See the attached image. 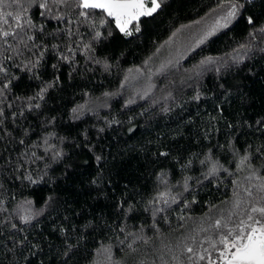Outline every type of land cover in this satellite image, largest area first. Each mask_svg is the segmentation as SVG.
<instances>
[{
	"label": "snow or ice",
	"instance_id": "snow-or-ice-1",
	"mask_svg": "<svg viewBox=\"0 0 264 264\" xmlns=\"http://www.w3.org/2000/svg\"><path fill=\"white\" fill-rule=\"evenodd\" d=\"M166 3L167 0H0V264H80L86 251L83 247L85 233L94 235L97 231L104 233L107 240L94 245L88 264H146L142 258V246L147 251L146 246L160 238L157 218L168 222V215L162 214L179 208L187 209L198 203L194 195L196 186L215 184L219 187L216 182L221 173L234 177L230 182L234 185L230 207L221 209L219 205L210 204V211L217 210L215 217L206 216L187 234L177 238L174 245L162 244V248L157 250V259L160 264H264V115L252 117L250 121L245 119L242 123L228 122L224 125L225 144L209 142L207 152L202 156L193 153L184 162L177 160L180 180H173L171 173L164 169L155 174L152 192L143 201V210L150 213L153 221L152 236L143 234V226L135 231L126 227L127 217L137 210L132 201L136 196L144 197L143 192L130 193L127 185L120 198L116 199V211L111 218L96 215L78 226L75 220L63 215L59 217V225H49L50 231L42 230L35 237L33 230L44 222L40 217L47 220L53 216L52 211H47L54 203L53 197H47L44 206L37 209L34 200H18L15 196L16 188L54 183L57 166L65 168L64 174L67 175L65 145L69 138L59 136L51 128L55 117L46 118L42 126L38 125L44 129L39 133L22 123L28 118L27 114L39 112L43 115L39 110L46 106L49 92L61 86L59 73L62 67L67 66L69 79L73 74L82 76L85 72L94 71L91 65L99 66L103 72H111L112 63L99 58L97 48L108 41L114 31L124 38L138 36L142 31V20L159 14ZM253 5L254 0H220L212 10L217 15L197 40V46L241 21L250 26L244 42L222 57L208 56L199 61L188 78L193 81L188 84L193 89L188 99L183 98V87L177 90L181 97L179 102L177 94L171 91L161 100L153 97L149 104L152 108L159 104L156 112L171 114L174 108L183 110L187 103L200 104L202 100L211 99L200 90V81L205 73H213L222 79V69L239 67L257 56L264 59V24L260 23L258 16L249 14ZM255 6L264 9V3ZM78 57L83 58L85 67L82 71L78 70L81 64ZM50 59L54 62L49 63ZM151 60L149 57L143 68H147ZM171 67V63L161 64L157 75L167 76ZM46 68L53 70L52 78L47 81L42 79ZM20 72L29 79L40 81L38 91L25 97L12 96L15 81L21 78ZM143 75L142 68L129 69L120 89L130 87L132 81ZM170 83L174 85V81ZM181 84H184L183 80ZM218 87L224 89V84L219 83ZM154 88L155 84L149 77L148 88L136 95L148 100ZM119 94L122 93L105 91L103 97L110 100ZM83 95L89 94L84 92ZM229 95L230 92L224 89L217 99H226ZM13 100L20 101L15 109ZM135 103L134 98H129L124 107ZM103 107L109 105L104 104ZM141 107L145 112L149 111L147 106ZM214 110L218 115L210 117L208 125L219 132L217 123L224 118V108L216 104ZM70 112L73 121L81 120L87 113L97 114L87 101L76 104ZM101 119L103 125H94L93 135L82 132L72 147H82L91 154L96 172L90 184L102 194L105 184L110 183L104 174L107 157L103 148H97L93 140L98 142L106 129L119 127L123 122L115 117ZM128 124V131L135 132L131 120ZM241 129L247 130L242 132ZM210 135L206 127L203 138L207 140ZM252 136L262 143L259 146L251 142L240 145L236 139ZM214 147L217 152L224 150L234 161L231 170L214 154ZM155 155L157 163L160 158H165V161L176 159L168 151H158ZM194 162L199 166V176L188 174ZM238 173H245L243 179L246 184H242L236 175ZM173 205L179 208L174 209ZM190 218L183 214L178 217L180 221ZM116 251L123 253V259H113ZM152 264H157L156 260Z\"/></svg>",
	"mask_w": 264,
	"mask_h": 264
},
{
	"label": "trees",
	"instance_id": "trees-1",
	"mask_svg": "<svg viewBox=\"0 0 264 264\" xmlns=\"http://www.w3.org/2000/svg\"><path fill=\"white\" fill-rule=\"evenodd\" d=\"M220 0H167L166 5L159 14L152 18L142 20V31L138 36L132 38H124L114 31V34L108 41L97 48L96 55L104 59L106 58L112 63L111 72H103L99 66L91 65L94 71L85 72L82 76L73 74V78H68L67 66L62 67L59 75L61 77V86L51 90L46 98V106L40 112L35 114H27V119L22 123L35 129L36 133L43 131L42 127L46 118L55 117V124L51 128L62 137H68V143L65 145L67 153V175L65 168L57 166L54 171L55 182L52 184H42L30 187H20L14 189L15 196L18 200L31 199L35 201L37 209L44 206L47 197L52 196L54 203L47 209L52 211L53 216L47 220L44 216L40 219L44 221L40 226L33 230V236H37L42 230L50 231L49 225L60 224V216L68 215L75 220L78 226L91 219L92 216L104 215L111 218L115 213L114 204L117 198H120L121 191L128 187V191L143 192L144 197L136 196L132 201L136 205V211L129 215L126 219V227L137 230L141 226L144 227L143 234L146 236L153 235L150 213L143 210V201L148 199L155 180V174L164 169L171 173L173 180H180L179 165L177 160L184 162L191 154L199 153L201 156L207 152L206 145L211 142L213 145L225 144V128L228 122H240L252 117L264 115V59L257 56L256 59L246 61L239 67L233 66L231 69H222L223 78L217 77L213 73H205L200 81V90L207 93L211 99L202 100L200 104L194 102L184 105L183 110L174 108L171 114H163L156 112V108H152L149 101L155 97L161 100L168 92L177 94V102L181 97L178 89L184 88L183 98L188 99L189 94L193 91L188 87L193 81L188 80L186 76L192 73L199 61L205 57H222L225 53L230 52L238 44L244 42L247 31L250 26L244 22L233 25L232 28L218 33L211 37L205 44L195 46L185 54V56L175 66L177 72L168 74V79L156 77L153 81L155 88L148 100H142L137 97L134 99L136 103L124 107L125 102L130 98L127 94H119L116 97L107 100L103 97L105 91L117 92L125 73L132 68L140 67L148 60L149 57L157 51V49L179 28L192 24L203 18L211 12ZM264 3V0H254L251 6L252 11L249 14L259 17L260 23L264 24V9L256 7ZM131 39L132 42H129ZM264 46V45H262ZM81 64L79 71L85 67L83 58L78 57ZM51 59L49 63H52ZM175 68V69H176ZM53 70L51 68L44 69L42 79L47 81L52 78ZM20 80L15 81V88L12 96L25 97L32 95L38 91L37 84L40 81L29 79L28 76L20 72ZM184 84H181V81ZM174 81V85L170 83ZM219 83L224 84V89L230 92L226 99L218 100L224 89L218 87ZM124 91V90H122ZM87 92L89 95L84 96ZM11 99V97H10ZM89 102L90 106L101 104V109H96V115L87 113L81 120L73 121L71 117V108L79 103ZM13 109L20 105V101L13 100ZM104 104L109 107H103ZM219 104L224 108L223 117L217 123L219 132H215L209 125V118L217 116L214 106ZM145 105L149 108L145 112L141 107ZM93 108V107H92ZM143 113V114H141ZM155 113V115H151ZM116 119L123 122L119 127L106 129L100 135L99 141L95 139L93 143L97 144V148H103L107 157L104 174L110 183H106L104 191L94 188L90 184V179L96 172V166L91 159V154L82 147H72L80 138L81 133L87 131L89 135L95 132V126H102L101 118ZM131 120L132 126L136 128L135 132L128 131V121ZM207 127V131L211 133L206 140L203 138V131ZM247 129H241L246 131ZM240 145L251 142L256 146L262 143L257 137L236 138ZM158 151H168L176 159L165 161L160 158L157 163L155 153ZM214 154L218 156L222 163L230 170L234 167V161L229 159L224 150L217 152L213 148ZM87 161V163H85ZM190 175L199 176V166L195 164ZM242 180L241 174H236ZM234 177L226 176L221 173V178L215 184L204 187L196 186L194 192L198 203L191 205L190 208H179L173 205L178 211H171L162 215H168V222L157 218V226L160 228L159 239H155L152 245L146 246L147 251L142 258L146 264H152L157 259L158 251L162 248V244L174 245L177 238L182 234H187L190 229L201 223L206 216L217 214V210L209 209L210 204L219 205L221 209H227L232 203V189L234 185L230 182ZM208 184V181L204 182ZM221 201H227L224 204ZM47 211L45 215H47ZM74 213H79L75 216ZM191 217L180 221V215ZM183 224L181 228L180 225ZM89 232L92 229L88 230ZM83 247L86 249L84 258L80 264H88L94 251V245L100 241H106L107 237L104 233L97 231L94 235L85 233ZM115 245V241H113ZM115 251V249H114ZM114 260L123 259V253L116 251ZM168 259V256H165ZM47 264V262H46ZM127 264V262H125Z\"/></svg>",
	"mask_w": 264,
	"mask_h": 264
},
{
	"label": "rangeland",
	"instance_id": "rangeland-1",
	"mask_svg": "<svg viewBox=\"0 0 264 264\" xmlns=\"http://www.w3.org/2000/svg\"><path fill=\"white\" fill-rule=\"evenodd\" d=\"M217 15L216 12H209L207 15H205L203 18L199 19V23H192L189 24L190 27H187L189 25H186L184 27L179 28L177 31H175V35H171L168 40H166L158 49L159 52L157 54V51L153 54L151 62L148 64L147 68H143L142 66L136 67V68H142L144 71V75L141 76L139 79H136L131 82L130 87H125L124 89H119L117 92H120L123 94H127L130 98H139V96L136 95L137 92H143L148 88L149 84V77L151 78V82L153 83L154 79L156 77L164 79H168V74H172L173 72H177V68L175 67L177 63L185 56L187 52H189L195 44H197V40L199 37L203 34V32L212 24L215 16ZM171 63L172 67L168 69L167 76L165 75H157V72L160 68L161 64H168ZM176 68V69H175ZM135 69V68H132ZM128 74V71L125 73V75ZM193 74V71L190 75L186 76L188 79ZM124 75V76H125ZM124 78V77H123ZM189 80V79H188ZM123 81V79H122ZM122 83V82H121ZM124 90V91H122ZM93 109L97 107L96 109H101L102 105L97 104L92 106ZM242 180V184H246L247 182L244 181L243 177L245 173H240Z\"/></svg>",
	"mask_w": 264,
	"mask_h": 264
}]
</instances>
